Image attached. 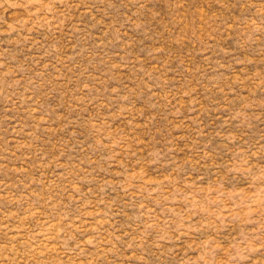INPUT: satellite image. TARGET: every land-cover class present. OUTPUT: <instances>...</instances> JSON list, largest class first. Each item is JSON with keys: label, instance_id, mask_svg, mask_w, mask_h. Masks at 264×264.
Segmentation results:
<instances>
[{"label": "rangeland", "instance_id": "obj_1", "mask_svg": "<svg viewBox=\"0 0 264 264\" xmlns=\"http://www.w3.org/2000/svg\"><path fill=\"white\" fill-rule=\"evenodd\" d=\"M0 264H264V0H0Z\"/></svg>", "mask_w": 264, "mask_h": 264}]
</instances>
